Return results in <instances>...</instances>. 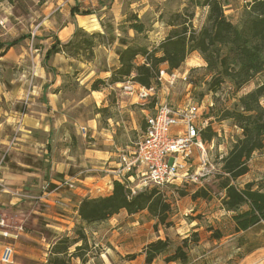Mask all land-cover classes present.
<instances>
[{
  "label": "rangeland",
  "instance_id": "obj_1",
  "mask_svg": "<svg viewBox=\"0 0 264 264\" xmlns=\"http://www.w3.org/2000/svg\"><path fill=\"white\" fill-rule=\"evenodd\" d=\"M249 1L251 0H222L224 14L232 22L238 23L242 10ZM75 4L81 10L89 9L93 12L94 15L88 18L98 19L95 29L81 28L89 33H103V40L106 43L97 45L93 57L88 60L70 57L62 51L45 60V52L55 41V31L64 23L73 21L69 9ZM187 4L188 0H0V42L15 40V44L0 56V135H7V138L16 135L15 131L12 134V126L20 125V122L15 123L18 111L30 112L33 109H40L52 113L51 106L47 103L49 97L44 93L58 90V98L63 100V104L65 102V106L60 105L58 111L65 114L68 111L69 117H73L68 118L69 123H66L68 132L75 128L74 118L80 117L84 121L89 117L95 118L96 127H87L85 136L80 135L81 139L74 137L71 141L75 150H80L85 144H94L95 148L108 151L105 153L108 158L103 157L97 159L98 161H94L93 158L85 162L88 166L101 165L106 169L110 168L115 163L109 161L117 162L120 154L132 148L141 134L140 127L144 124L145 114L154 111L155 100H165L175 106L184 105L182 101L199 105L200 119L209 117L207 125L216 132V136L211 140L203 141L211 164L210 172L196 182H179L159 189L171 205L167 219L172 222L170 226L157 224L154 228V223L143 225L142 223L153 219L147 210H144L146 213L140 214L139 218H125L126 221L128 219L140 221L142 232L115 244L111 240L101 239L99 230L105 227H99L98 222L91 225V230L96 233L90 230L86 232L87 245L76 250L82 259L68 254L65 258L70 262L76 259L79 260V264H179L166 262L164 258L171 254L177 245L182 244L184 237H191V234L196 232L198 241H188L184 246L188 254L187 264H264V245L250 252L244 250L247 245L264 243V227L257 226L244 232H235L231 219L232 212L224 209L221 203L222 192L216 186L221 158L227 153L230 143L241 134L232 120L222 118L221 112L226 108H232L242 93L253 89L260 82L261 75L254 76L239 91H235L229 82L221 84L216 92L210 91L208 81L211 75L205 65H199L197 62L198 55V58H201L200 54L193 51L178 70H173L176 73L173 83L163 80L153 84L156 96L154 99L149 97L147 101L132 103L121 84H130L132 80L109 83L111 72L118 65L115 53L120 41L144 44L150 49L156 47L170 29L166 21L171 14L183 12ZM188 10L193 13V27L199 28L205 20L207 7L190 6ZM133 15L137 16L138 21L143 22L142 32L130 27L134 19L129 18ZM109 40L111 42H107ZM136 60L142 62L140 56ZM161 67L165 68V65L162 64ZM184 71L187 74L186 80L181 78ZM98 79L101 80L98 82L99 89L94 91L91 84ZM32 90H35L33 95ZM121 101L125 103L124 107H119ZM261 104L264 106V99L261 100ZM17 130L20 132L18 133L20 139L15 144L10 141L8 149L18 147L20 144L27 145V149H23L25 152L23 157L29 160L31 154H35L32 150L37 148L26 144L23 139L22 134L25 132L23 124L22 129ZM31 133L34 135L30 138L34 140H41L44 137L33 130ZM91 134L93 136H90ZM12 140L15 142V139ZM65 142L67 141L55 140L53 145L45 146L51 148L53 152L55 145H58L56 151L59 152L60 145H64ZM2 148L0 145V153L3 152ZM73 149L71 148L72 152ZM257 152H264V147ZM7 160L6 155L4 161ZM103 161L105 163H102ZM249 169L251 171L233 183L242 187L246 182H253L255 187L264 190V168H249L248 163ZM93 172L109 174L102 169H93ZM128 184L134 188L140 186L138 179ZM50 187L52 185L48 183V189ZM108 187L109 185L93 183L92 188H88L86 196L107 195L110 191ZM200 188L207 192V197L193 199L192 193ZM54 200H60L64 203L63 206L67 204L60 198ZM54 200L53 203L56 204ZM40 208L45 206L41 205ZM115 220V223L119 221ZM81 227L80 223L75 224L68 236L73 238L75 230ZM129 228L133 229L134 226L131 225ZM214 230L222 233L219 239L213 236ZM165 238L169 239L167 250L157 255L151 263H146L144 252L146 245L156 239ZM241 238L248 243L240 246ZM79 244L80 241L71 245L68 251L74 252L75 246Z\"/></svg>",
  "mask_w": 264,
  "mask_h": 264
},
{
  "label": "trees",
  "instance_id": "obj_2",
  "mask_svg": "<svg viewBox=\"0 0 264 264\" xmlns=\"http://www.w3.org/2000/svg\"><path fill=\"white\" fill-rule=\"evenodd\" d=\"M190 6L207 7L205 20L199 28L192 24L193 13L189 12ZM71 15L88 14L90 10H80L77 5L70 8ZM130 23L137 32H142L144 24L138 21L137 16H130ZM170 29L166 36L156 47L148 48L144 44H131L121 40L116 49L118 66L111 72L109 83L132 80L133 82L150 87L157 84L158 70L162 64L167 72L178 70L187 56L197 51L205 63V68L211 77L208 89L216 92L221 84L229 82L235 91L241 90L254 76L260 74V82L253 88L242 93L232 108L222 110V118L230 119L240 129L237 136L228 148L227 153L221 158L220 173L216 176L217 188L222 192L221 203L225 210L232 212L231 219L235 232H244L250 228L264 227V190L255 187L253 182H246L242 187L233 182L248 172V161L253 152L264 147V0H251L244 6L238 23L232 22L224 14L222 0H188L183 12L171 14L166 21ZM101 32H86L76 27L72 37L65 43L58 39L50 45L45 52V60L57 52H64L77 59L93 57L94 48L106 43ZM111 42V40L107 41ZM15 40L0 42V56ZM142 62H137V57ZM91 84L92 90H98V82ZM203 141H209L216 132L210 125L201 130ZM191 197H207V192L200 188L192 193ZM128 214L147 210L157 224L170 226L167 220L171 210L170 203L163 197L159 189L146 188L131 193L128 185L119 179L112 182L109 194L97 197H83L78 205V215L81 223L91 225L104 221L120 210ZM75 230V236H61L52 246L49 264H72L67 258L77 256L82 259L77 249L87 245V235L84 226ZM213 236L219 239L222 233L213 231ZM242 244L248 243L244 238ZM80 241L75 246L74 252L69 253V247ZM188 241L197 242L198 234L193 232L191 237H184L182 244L177 245L171 254L165 256L166 262L188 263V254L184 249ZM169 239H156L145 247V262L151 263L159 254L167 250ZM264 243L247 245L250 252ZM239 246V247H240Z\"/></svg>",
  "mask_w": 264,
  "mask_h": 264
},
{
  "label": "crops",
  "instance_id": "obj_3",
  "mask_svg": "<svg viewBox=\"0 0 264 264\" xmlns=\"http://www.w3.org/2000/svg\"><path fill=\"white\" fill-rule=\"evenodd\" d=\"M69 14L71 18H73V21L64 23L55 31V38L58 39L60 43H65L70 40L76 27L92 30L98 25V19L96 17L88 18L94 15L92 11L88 14L75 13L71 15L69 9ZM97 50H99V48ZM115 56L118 59L117 53H115ZM198 57L197 62L200 63L199 65H205L202 58L199 59ZM121 84L123 87L132 85L135 89L139 85L135 82H132V84ZM53 85L54 87L56 86V84ZM135 89L132 92H124L130 96V101L132 103L140 101ZM32 91L33 95L35 90ZM57 93H59V90L56 92L44 93L45 96L47 95L49 97L47 103L51 106L52 113L40 109H33L30 110V112L18 111V115L15 116V123L20 122V125L16 126V124H14L12 126V134L15 131L16 135H10L9 138H7V135H0V145L3 147V152L0 153V218L3 219L6 225L5 228L12 235H16L14 238L4 237L0 234V257L6 244H11L13 248L11 262L2 263L0 261V264H49L48 259L51 255L52 246L61 236H68L75 224H82L85 233L87 230L96 233L91 230V225L93 224L85 225L81 223L78 215L79 202L86 196L88 188H92L93 183L102 184L104 186L109 185L110 193L112 190V182L116 179L113 168L116 166L117 162L114 160L109 161L115 164L107 169L101 165L88 166V164H85V162H89L93 158H95L93 159L94 161H98L97 159L103 157L108 158V156L105 155L108 151L95 148L94 144H85L80 150L73 149V142L71 141L74 137L81 139L80 135L85 136L87 127H96V121L94 117H89L86 121L80 117H76V119H73V121H75L73 123L75 125L74 130L68 132L66 130V123L68 122V118L73 117H69L68 111L66 112L67 115L58 111L60 105L65 106V102L63 104V100L58 98ZM154 98H156L155 93L151 99ZM156 102H158V100H155V103ZM187 103L182 101L184 105ZM66 106L68 107L69 104ZM121 106H125L123 101H121L119 107ZM60 110L62 111L63 109L61 108ZM152 112L146 113L144 118ZM48 117L51 119H48ZM22 124L25 130L22 136H24L23 139L26 141V144L37 148V150H32L33 152L35 151V154H31L32 157L29 160L23 157L25 154L23 149H27V145L20 144L18 147H10L8 149L10 141L15 144L16 141L20 139V135L18 136L20 132L17 129H22ZM82 128H85L84 133ZM143 128L144 124L140 127L141 132ZM31 130L39 132L44 135V137H42L41 140L31 139L30 136L34 135L31 133ZM93 133H96V131H93ZM90 136L93 135L91 134ZM12 139H15V142ZM55 140L67 141L64 145H60L61 149L58 148L59 152L56 151L58 145H55L53 152L51 148L45 146V144L53 145ZM263 153L264 152H253L248 161L249 168H264ZM6 155L8 160L4 161ZM42 161H45V163L43 164ZM102 163H105V161ZM93 169H102L109 174L95 173ZM248 171H251V169ZM65 181H73L76 187L68 189L66 185L63 184ZM46 182L50 183L52 187L48 189L49 191L47 194L45 193L46 197L41 198L40 194H42L43 191L40 187ZM56 198L62 199L67 202V204L65 206L54 204L53 200ZM41 205L45 206V208H40ZM145 213L146 212L142 210L128 214L126 210L123 209L106 219V221L99 222V227H105V229L99 230L102 237L101 239L111 240L112 243L116 244L121 240L125 241L131 236L133 237L134 234H140L142 232V224L145 226L149 223L153 224L155 222L154 219H149L146 223L140 224V221H129V219L126 221L125 218H139L140 214L144 215ZM116 215L117 218H115ZM115 219L119 221L115 223ZM110 223H112V225H110ZM131 225L134 226L133 229L129 228ZM5 228L0 227V231ZM71 263L79 264L80 262L79 260L73 259Z\"/></svg>",
  "mask_w": 264,
  "mask_h": 264
},
{
  "label": "built area",
  "instance_id": "obj_4",
  "mask_svg": "<svg viewBox=\"0 0 264 264\" xmlns=\"http://www.w3.org/2000/svg\"><path fill=\"white\" fill-rule=\"evenodd\" d=\"M175 77L174 71L167 72L164 67L158 70V82L166 80L173 83ZM181 78L186 80L187 74L182 73ZM124 89L132 92L135 88L126 85ZM135 90L138 98L143 101L155 93L154 86L138 85ZM155 104L154 111L144 118V128L133 147L119 155V160L113 168L116 179L126 183L131 193L150 187L160 189L179 182H196L210 172L208 152L200 133L207 126L209 117L200 119V106L192 102L175 106L160 100ZM82 130L84 133L85 128ZM135 179L139 180L140 186L134 188L128 182ZM63 184L69 189L76 187L73 181H65ZM41 189L43 191L41 198H45L48 183H43ZM54 201L56 204L64 205L60 200ZM0 227L5 228L2 218ZM0 234L4 237H16L6 228L2 229ZM12 253L11 244H6L0 261L10 263Z\"/></svg>",
  "mask_w": 264,
  "mask_h": 264
}]
</instances>
